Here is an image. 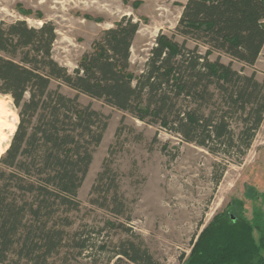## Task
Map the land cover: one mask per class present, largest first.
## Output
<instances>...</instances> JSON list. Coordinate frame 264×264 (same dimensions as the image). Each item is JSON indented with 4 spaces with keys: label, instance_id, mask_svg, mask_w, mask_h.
<instances>
[{
    "label": "trees",
    "instance_id": "1",
    "mask_svg": "<svg viewBox=\"0 0 264 264\" xmlns=\"http://www.w3.org/2000/svg\"><path fill=\"white\" fill-rule=\"evenodd\" d=\"M139 29L123 18L70 73L53 57L54 24L0 23V96L11 98L20 117L0 159V264L13 253L45 264L64 237L57 227L60 214L80 209L78 192L107 127L103 115L79 102L80 95L213 155L242 158L251 148L264 123V83L235 70L234 62L254 67L260 58L264 0H188L173 35L157 37L142 74L135 76L131 56ZM214 54L232 62L223 63L221 56L212 61ZM63 86L77 95L63 94ZM115 181L104 166L91 196L105 202L93 198L91 204L123 217ZM263 252L264 228L234 204L201 233L184 264H264ZM115 256L116 264H161L130 241L121 242Z\"/></svg>",
    "mask_w": 264,
    "mask_h": 264
},
{
    "label": "rangeland",
    "instance_id": "2",
    "mask_svg": "<svg viewBox=\"0 0 264 264\" xmlns=\"http://www.w3.org/2000/svg\"><path fill=\"white\" fill-rule=\"evenodd\" d=\"M187 1L0 0V23L26 21L33 28L45 22L54 24V60L73 73L104 31L125 17L131 18L140 25L132 48L131 72L140 76L157 37L173 35ZM219 56L214 54L211 60ZM221 61L232 62L226 56H221ZM234 69L264 83V48L254 67L234 62ZM62 93L77 95L65 86ZM79 102L103 115L107 127L78 192L80 209L60 214L62 220L57 227L64 237L45 264H116L120 258L115 256L118 245L125 241L141 244L161 264H184L201 233L234 204L241 205L246 220L264 228V123L245 156L224 157L140 122L103 101L80 95ZM0 107L3 121L16 127L14 133L5 129L0 132V139H7L1 159L11 145L20 117L10 97L0 96ZM104 166L118 185L123 217L91 204L93 198L99 204L105 202L98 195L91 196ZM260 236L255 231L257 242ZM76 242L86 247H76ZM18 256L11 254L5 264H35Z\"/></svg>",
    "mask_w": 264,
    "mask_h": 264
},
{
    "label": "bare ground",
    "instance_id": "3",
    "mask_svg": "<svg viewBox=\"0 0 264 264\" xmlns=\"http://www.w3.org/2000/svg\"><path fill=\"white\" fill-rule=\"evenodd\" d=\"M3 115L4 112L1 111V107H0V132L5 129V130H9L10 132L14 133L16 127L15 126H9L6 124L5 121H3ZM7 141V139L3 138L0 139V151L3 150V144Z\"/></svg>",
    "mask_w": 264,
    "mask_h": 264
}]
</instances>
